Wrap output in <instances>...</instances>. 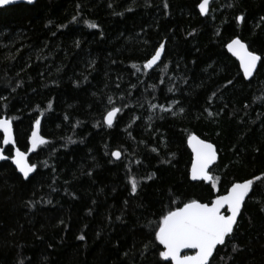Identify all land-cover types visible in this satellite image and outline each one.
<instances>
[{"label":"trees","instance_id":"16d2710c","mask_svg":"<svg viewBox=\"0 0 264 264\" xmlns=\"http://www.w3.org/2000/svg\"><path fill=\"white\" fill-rule=\"evenodd\" d=\"M200 2L0 8V118L12 121L20 151L29 152L37 118L49 142L31 152L37 169L26 180L0 162V264H171L155 241L167 211L264 174V63L245 80L226 47L239 38L264 60V0H215L204 17ZM161 44L159 63L144 69ZM113 106L122 111L108 127ZM190 134L215 146L218 190L189 180ZM211 264H264V180Z\"/></svg>","mask_w":264,"mask_h":264},{"label":"snow or ice","instance_id":"6c2138e0","mask_svg":"<svg viewBox=\"0 0 264 264\" xmlns=\"http://www.w3.org/2000/svg\"><path fill=\"white\" fill-rule=\"evenodd\" d=\"M15 2L16 0H0V7ZM27 3H33V0H27ZM209 4L210 0H202L199 4L198 7L201 15L209 11ZM165 7L167 8L166 3ZM73 19L75 20V17ZM236 19L240 22L243 17H237ZM261 19L264 20V17ZM85 23L89 28L98 27L95 23L87 21ZM226 47L239 60L240 68L246 78L252 76L258 61L264 63V60L259 55L249 51V48L239 38L232 39ZM163 50L164 44L157 47L155 53L151 55V58L147 59L144 63V69H152L157 64V61L160 60ZM132 67L136 68L137 71L140 70L135 64ZM165 67L167 66L165 65ZM168 91L171 92L172 89L169 88ZM0 99L3 98L0 97ZM108 102L112 104L111 96L108 97ZM48 107L51 108V103H49ZM150 107L156 108L157 105L152 104ZM161 110L168 111L169 109L161 106ZM121 111V108L111 107L106 112L103 122L108 127H112L114 118ZM180 111L183 112V109H180ZM175 114L173 113V115ZM208 115L212 116L213 113L209 112ZM65 119H68V117H65ZM40 127L41 121L37 118L32 126V132L29 137V152H33L40 146L49 143L40 135ZM0 132L3 133L2 143L4 145H15L12 121L10 119L0 118ZM187 142L193 153L190 178L193 181L200 180L209 182L213 190H218L217 180L219 178L213 177L210 174V166L214 165V162L217 160V150L212 143L199 139L196 135L190 134L187 137ZM67 143H75V141L69 137L67 138ZM152 151L155 152L156 149L153 148ZM111 156L119 160L121 159L122 153L120 150L112 151ZM7 159L9 157L3 155L2 150H0V160ZM11 160L25 179H28L30 173H33L37 169L36 164H29L27 162L26 153L20 151L18 148L15 150L14 155L11 156ZM44 166L47 167L46 162ZM151 178V176L148 177V179ZM261 180H264V174L253 179L245 180L244 182L233 183L226 190V194L216 195L210 203H203L192 199L184 202L183 206H177L175 209L167 211L161 217L155 229V241L163 247V250L159 252L160 258L164 261H170L171 264H211V259L213 258L214 251L217 250V246L226 245V238L231 239L234 226L237 225V217L241 212V206L245 198L253 189L254 183ZM129 183L132 193H135L138 187V181L132 176H129ZM53 190L55 191V189ZM48 202L50 203L51 201ZM171 203L175 204L176 201L172 200ZM78 239L83 240L84 236H79ZM186 250H191V254H188ZM235 250L236 246L233 245V251Z\"/></svg>","mask_w":264,"mask_h":264},{"label":"water","instance_id":"95a60500","mask_svg":"<svg viewBox=\"0 0 264 264\" xmlns=\"http://www.w3.org/2000/svg\"><path fill=\"white\" fill-rule=\"evenodd\" d=\"M35 1H36V0H33V3H34ZM213 1H215V0H210L209 8H210V5L212 4ZM201 2H202V0H201ZM201 2H200V3H201ZM33 3H31V4L27 3V0H16L15 3L10 4V5H7V6L0 7V8L11 7V6L19 5V4L32 5ZM200 3H199V4H200ZM198 6H199V5H198ZM197 11L199 12L200 16H202V17L206 16L207 13H208V12H207L206 14L201 15L199 7H197ZM230 42H231V41H230ZM230 42H229V43H230ZM241 42H242V41H241ZM242 43H243V42H242ZM227 51H228V49H227ZM228 54H229V55H230V56H231V57H232V58L238 63L239 68H240L239 60H238L235 56H233L231 52L228 51ZM161 57H162V55H161ZM161 57H160V59H161ZM159 61H160V60H159ZM159 61H157V64L159 63ZM157 64H156V65H157ZM258 64H259V61L257 62L256 69H257V67H258ZM156 65H154L153 68H154ZM256 69L253 70V74H252V76L254 75ZM240 71H241V73H242V75H243V77H244L245 80H249V79H251L252 76L247 77V78L244 76V73H243V71H242L241 68H240ZM117 115H118V114H117ZM114 120H115V118H114ZM113 123H114V122H113ZM12 128H13V126H12ZM0 135H1L2 140H3V133L0 132ZM198 138H199V137H198ZM199 139H200V138H199ZM2 140H1V142H0V150H2L3 155L7 156V155L5 154V150H6L7 148H14V152H15V150L17 149L15 145H14V146H13L12 144L4 145V144L2 143ZM13 140H14V142H15L14 130H13ZM204 141H205V140H204ZM206 142H208V141H206ZM208 143H210V142H208ZM213 146H214V145H213ZM187 147H188V149H189V151H190V153H191V164H192L193 153H192V149H191V148L189 147V145H188V142H187ZM214 147H215V146H214ZM215 149H216V148H215ZM25 153H26V155H27V162L30 164V162H29V157H30V155H31V152H25ZM13 155H14V153H13ZM7 157H8V156H7ZM217 160H218V154H217ZM217 160L214 162V165L210 166L211 169L215 166V164L217 163ZM5 161H9V162L12 164V166L14 167V169L16 170V172H17V173H18V174H19L24 180H26V179L23 177V175L18 171V169L16 168V166L12 163L11 157H10L9 159H7V160H0V162H5ZM191 164H190V168H189V180H190L191 182H196V183H198V182H203V183H205V184H210L209 182H206V181H200V180L193 181V180L190 178ZM33 173H34V172H33ZM33 173H30L29 177L32 176ZM225 194H226V193H225ZM242 205H243V204H242ZM241 208H242V206H241ZM240 214H241V212H240ZM240 214H239L238 217H237V222H238V219H239V217H240ZM220 246H221V245H220ZM220 246H217V249H218ZM186 251H187L188 254H191V250H186ZM215 252H216V250L214 251V254H215ZM214 254H213V255H214ZM168 262H170V261H168ZM170 263H171V262H170Z\"/></svg>","mask_w":264,"mask_h":264},{"label":"flooded vegetation","instance_id":"af4514ba","mask_svg":"<svg viewBox=\"0 0 264 264\" xmlns=\"http://www.w3.org/2000/svg\"><path fill=\"white\" fill-rule=\"evenodd\" d=\"M1 140H2V138H1ZM13 149H14V148H13ZM7 150H8V148L5 150V154H6V151H7ZM13 153H14V151H13ZM12 155H13V154H12ZM12 155H11V156H12Z\"/></svg>","mask_w":264,"mask_h":264}]
</instances>
